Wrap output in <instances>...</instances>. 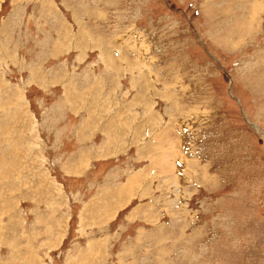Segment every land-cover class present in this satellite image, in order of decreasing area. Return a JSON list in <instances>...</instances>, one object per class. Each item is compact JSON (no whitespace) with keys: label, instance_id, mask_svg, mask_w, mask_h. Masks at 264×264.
Masks as SVG:
<instances>
[{"label":"rangeland","instance_id":"374dc122","mask_svg":"<svg viewBox=\"0 0 264 264\" xmlns=\"http://www.w3.org/2000/svg\"><path fill=\"white\" fill-rule=\"evenodd\" d=\"M0 264H264V0H0Z\"/></svg>","mask_w":264,"mask_h":264},{"label":"bare ground","instance_id":"6f19581e","mask_svg":"<svg viewBox=\"0 0 264 264\" xmlns=\"http://www.w3.org/2000/svg\"><path fill=\"white\" fill-rule=\"evenodd\" d=\"M137 52V51H136Z\"/></svg>","mask_w":264,"mask_h":264}]
</instances>
